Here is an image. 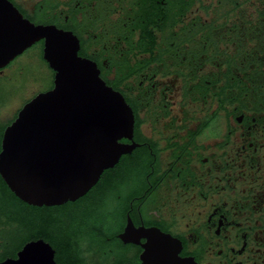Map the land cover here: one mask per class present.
<instances>
[{
  "label": "flooded vegetation",
  "instance_id": "obj_1",
  "mask_svg": "<svg viewBox=\"0 0 264 264\" xmlns=\"http://www.w3.org/2000/svg\"><path fill=\"white\" fill-rule=\"evenodd\" d=\"M3 7L4 26L21 15L71 34L133 124L118 140L132 149L107 169L106 207H92L98 223L80 220L95 186L52 206L10 191L28 221L0 212V263L41 241L54 264H264V0H0ZM43 48L39 39L0 68L33 50L49 73L45 88L0 118V149L21 108L54 86ZM159 235L167 247L146 248Z\"/></svg>",
  "mask_w": 264,
  "mask_h": 264
},
{
  "label": "water",
  "instance_id": "obj_2",
  "mask_svg": "<svg viewBox=\"0 0 264 264\" xmlns=\"http://www.w3.org/2000/svg\"><path fill=\"white\" fill-rule=\"evenodd\" d=\"M4 12L5 7L0 9V68L44 39L43 59L55 75L53 88L27 102L5 128L0 177L30 205L75 201L132 149L118 142L132 132V112L123 97L100 79L95 64L78 56V43L71 34L34 26L21 15L15 16L18 21L12 28L7 27ZM166 238L159 235L146 248L165 249ZM52 253L49 245L30 242L16 260L0 264H54Z\"/></svg>",
  "mask_w": 264,
  "mask_h": 264
},
{
  "label": "rangeland",
  "instance_id": "obj_3",
  "mask_svg": "<svg viewBox=\"0 0 264 264\" xmlns=\"http://www.w3.org/2000/svg\"><path fill=\"white\" fill-rule=\"evenodd\" d=\"M47 75L48 71L33 50L6 68L0 74V118L11 119L15 109L20 107L28 95L45 88L48 84Z\"/></svg>",
  "mask_w": 264,
  "mask_h": 264
},
{
  "label": "trees",
  "instance_id": "obj_4",
  "mask_svg": "<svg viewBox=\"0 0 264 264\" xmlns=\"http://www.w3.org/2000/svg\"><path fill=\"white\" fill-rule=\"evenodd\" d=\"M101 176V179L97 182L94 188H92L89 192V196L84 199V206L90 205V208H83L85 210V214L80 215V220H83L89 224H93L94 222L98 223V220L96 219L98 216L97 214H94L97 211V208H92L93 206H100V209L98 210L102 211L106 207L107 201L109 199V188H108V181H107V170H105ZM17 206L16 205V203ZM17 206L18 208H16ZM28 208L24 203H22L20 200L14 197V195L10 192L4 181L0 177V212L4 214H10L11 211L14 214L13 219H20L21 223L26 226V221H28V215L26 211H22V209ZM17 210V212H16ZM77 211H80V209ZM105 212V211H104ZM103 217H105L104 214H102ZM100 215V217H102ZM19 217V218H18ZM84 217V218H83ZM92 217V218H91ZM97 223L93 224L92 226L96 225ZM91 226V227H92ZM91 227H89L88 230H91ZM10 241L8 242V244Z\"/></svg>",
  "mask_w": 264,
  "mask_h": 264
}]
</instances>
